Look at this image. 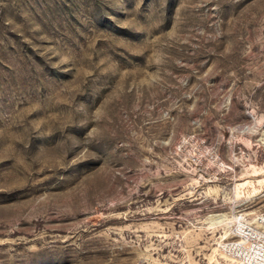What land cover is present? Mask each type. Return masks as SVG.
<instances>
[{
	"label": "rangeland",
	"instance_id": "374dc122",
	"mask_svg": "<svg viewBox=\"0 0 264 264\" xmlns=\"http://www.w3.org/2000/svg\"><path fill=\"white\" fill-rule=\"evenodd\" d=\"M242 215L264 0H0V264H224Z\"/></svg>",
	"mask_w": 264,
	"mask_h": 264
},
{
	"label": "built area",
	"instance_id": "2783aa9c",
	"mask_svg": "<svg viewBox=\"0 0 264 264\" xmlns=\"http://www.w3.org/2000/svg\"><path fill=\"white\" fill-rule=\"evenodd\" d=\"M235 226L231 238L222 241L224 264H264V231Z\"/></svg>",
	"mask_w": 264,
	"mask_h": 264
},
{
	"label": "bare ground",
	"instance_id": "6f19581e",
	"mask_svg": "<svg viewBox=\"0 0 264 264\" xmlns=\"http://www.w3.org/2000/svg\"><path fill=\"white\" fill-rule=\"evenodd\" d=\"M228 219L226 218V216H214L211 220V223L213 225H220L223 224L224 222H226ZM233 221L235 222L236 226H241V228L239 229V231H241L242 226H246L249 228H254V229H259L261 231H264V219L263 218H258L255 220V222H251L249 221V217H244L243 215L241 217H235L233 219ZM210 223V222H209ZM230 232H232V230H230Z\"/></svg>",
	"mask_w": 264,
	"mask_h": 264
}]
</instances>
